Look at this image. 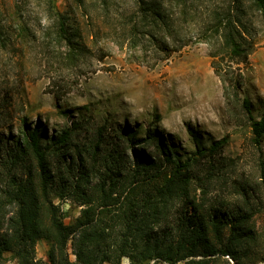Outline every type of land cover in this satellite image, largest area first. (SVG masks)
<instances>
[{
	"label": "trees",
	"instance_id": "trees-1",
	"mask_svg": "<svg viewBox=\"0 0 264 264\" xmlns=\"http://www.w3.org/2000/svg\"><path fill=\"white\" fill-rule=\"evenodd\" d=\"M196 1L137 0L130 30L169 54L185 43L179 15L183 19L198 15ZM233 1L232 6L213 11L202 28L220 39L230 57L242 60L249 27L243 1ZM251 2L264 15V0ZM15 7L14 13L0 7V48L9 50V62L35 48L55 61L81 59L82 35L69 15L49 5L50 17L36 30L28 10ZM239 91L240 80L234 77L224 88L225 95L237 100ZM240 106L251 140L259 147L264 114L254 117L247 96ZM21 121V138L9 145L5 156L0 150V165L9 170L0 188V264H5L7 253L17 264H38L39 240L48 244L43 264H121L123 258L128 264H230L225 255L243 264L249 255L255 239L249 225L253 210L207 197L220 178L223 162L216 156L225 137L203 145L192 131L195 149L185 155L155 128L140 135L127 126L116 134L114 148L107 149L99 128L94 143L79 142L83 128L79 122L48 135L40 121L33 127L25 115ZM150 145L154 149L145 152ZM260 177L264 189L263 166ZM246 192L242 188L240 193ZM50 195L60 202L55 204ZM67 199L80 206L73 219L62 207Z\"/></svg>",
	"mask_w": 264,
	"mask_h": 264
},
{
	"label": "rangeland",
	"instance_id": "rangeland-1",
	"mask_svg": "<svg viewBox=\"0 0 264 264\" xmlns=\"http://www.w3.org/2000/svg\"><path fill=\"white\" fill-rule=\"evenodd\" d=\"M242 1L249 32L244 33L246 55L238 60L222 49L219 38L202 28L213 11L232 6V0H197L198 15L186 19L179 15L185 43L169 54L153 48L147 37L132 34L130 16L137 9V0H0V7L9 13L16 11V4L28 10L36 30L46 23L48 6L53 5L70 16L85 47L81 59L73 63L55 61L39 48L26 50L22 58L14 56L9 62V50L0 48L3 156L21 138L24 115L28 126L40 121L48 135L79 122L83 127L79 142L94 143L99 128L107 149L114 148L116 134L127 126L140 135L148 127L155 128L185 155L195 149L192 131L203 145L225 137L216 156L223 162L220 178L207 197L253 210L249 225L255 239L242 260L243 264H264V189L260 180L264 137L259 147L253 144L240 106L241 98L247 96L254 117L264 114V15L251 0ZM233 77L240 80L239 101L224 93ZM153 149L150 145L144 150ZM127 155L131 157V150ZM24 172L26 167L19 175ZM8 176L7 167L0 165V188ZM242 188L247 190L244 196ZM50 198L55 204L60 202ZM62 207L70 219L79 213L75 200L67 199ZM47 250L46 241L36 242L38 264L45 262ZM223 257L235 264L227 255ZM5 264L17 262L7 253ZM121 264L128 260L123 258Z\"/></svg>",
	"mask_w": 264,
	"mask_h": 264
}]
</instances>
